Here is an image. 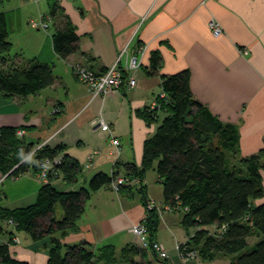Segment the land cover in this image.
Wrapping results in <instances>:
<instances>
[{"label":"crops","instance_id":"1","mask_svg":"<svg viewBox=\"0 0 264 264\" xmlns=\"http://www.w3.org/2000/svg\"><path fill=\"white\" fill-rule=\"evenodd\" d=\"M52 1L57 11L50 30H38L31 39L35 42L27 54L31 58L23 56L25 49L14 40L12 30L26 33V21L51 13V0H7L0 4L15 50L12 57L48 62L55 75L54 84L37 94L6 99L0 93V127L26 128L24 138L34 148L44 143L51 147L62 144L64 153L81 163L83 173L77 184L68 185L60 177L53 182L58 189L88 187L95 174L111 175L117 163H135L141 168L144 143L155 134L160 122L148 124L138 111L155 107L157 96L163 93V75L186 69L191 73L195 98L223 122L237 126L238 156L249 157L264 150V0ZM67 19L80 37V51L62 58L54 49L52 36ZM211 19L223 27L221 36L213 35ZM154 52L162 56L157 76L148 74ZM135 54L141 61V67L133 72L136 87L130 89L125 82L120 91L106 97H93L73 72L75 66L85 65L103 73L121 56L120 67L128 77L127 65ZM164 116L160 113V121ZM97 118L104 119L111 132L95 129L92 121ZM112 136L120 141L119 148L110 142ZM152 173L150 176L149 170L145 175L144 195L157 205L160 224L154 239L166 246L170 258L163 262L147 249L129 264H229L231 257L225 256L212 262L200 257L183 261L177 247L191 235L182 225L181 214L167 209L163 182L154 169ZM25 175L31 177L35 187L32 197L38 195L42 181L32 170ZM262 181L264 185V170ZM144 195L138 192L132 198L110 186L103 187L88 200L79 230L54 237L68 245L86 242L95 251L111 245L120 257L126 246L137 244L133 226L147 218ZM7 200L8 194L2 193L0 204L7 207ZM255 202H264V197ZM6 226L14 230L13 224ZM14 238L20 240L10 246L14 259L48 264L50 237L35 241L25 232L3 236L4 241L13 242Z\"/></svg>","mask_w":264,"mask_h":264},{"label":"trees","instance_id":"2","mask_svg":"<svg viewBox=\"0 0 264 264\" xmlns=\"http://www.w3.org/2000/svg\"><path fill=\"white\" fill-rule=\"evenodd\" d=\"M5 1L0 0V4ZM50 5L51 15L55 16L56 3L51 0ZM9 36L7 16L0 13V93L9 99L37 94L52 86L55 75L48 62L21 58L20 62L9 63L13 56ZM52 41L62 58L80 51V37L68 19L53 33ZM161 65V54L154 52L148 74L160 75ZM190 82L187 69L163 75V93L157 96L155 107L138 111L148 124L160 122L155 134L144 143L141 168L135 163H117L111 175L95 174L88 187L62 191L50 181L42 184L31 205L7 208L0 204V237H12L18 232L27 233L35 241L50 237L48 264H129L144 250L131 244L118 257L111 245L95 251L86 242L68 245L54 236L77 232L92 193L111 187L119 174L145 180L147 171L154 169L163 182L165 205L181 214L182 225L191 235L182 247L196 251L207 262L225 256L231 257L229 264H264V202H255L264 197V150L239 157L237 126L223 122L195 98ZM160 113L165 114L161 121ZM19 130L14 126L0 127V174L17 178L29 172L31 166L38 173L51 160L50 175L54 180L62 177L68 185L77 184L83 166L64 153V145H44L36 150L18 135ZM32 151L33 160L27 159ZM57 156L62 158L54 163ZM118 192L132 198L138 192L144 195L145 183L139 187L120 186ZM143 197L146 207L148 197ZM10 220L12 231L6 226ZM146 222L152 242L160 224L156 209L147 212ZM250 237L259 239L247 250ZM243 250L247 251L241 253ZM0 264L26 263L14 259L10 245L0 240Z\"/></svg>","mask_w":264,"mask_h":264},{"label":"built area","instance_id":"3","mask_svg":"<svg viewBox=\"0 0 264 264\" xmlns=\"http://www.w3.org/2000/svg\"><path fill=\"white\" fill-rule=\"evenodd\" d=\"M37 24L34 23L33 26ZM210 28L215 37H219L224 33L223 27L220 22L215 19L210 20ZM48 26V22L43 23V28ZM126 52V49H125ZM110 66L105 72L97 73L91 68L84 65H77L74 67V75L79 81L88 85L90 89V93L93 97L102 96L106 97L107 95L118 92L124 86L125 82L130 89L135 88L137 85V80L133 75V72L141 67V61L138 55H133L128 62L127 70L130 75L128 77L125 75V71L120 67V59ZM132 73V74H131ZM92 125L95 129H101L103 132H111L110 125L102 118H97L92 121ZM110 142L120 147V141L114 136L111 137ZM46 145L45 143L39 145L38 148ZM62 156H57L54 159V163L60 162ZM144 184V180L138 176H130L127 174H119L111 183V189L114 191H118L120 186H135L139 187ZM156 203L153 199L147 198L146 210L152 211L156 209ZM167 209L171 210L170 207ZM133 231L137 237V244L135 245L139 250H152L159 259L168 260L170 258L169 251L166 246L157 240L150 241L149 240V229L146 223V219L143 222L135 224L133 226ZM15 240V239H14ZM180 257L183 261H190L198 257V253L193 250H189L181 245L177 247Z\"/></svg>","mask_w":264,"mask_h":264},{"label":"rangeland","instance_id":"4","mask_svg":"<svg viewBox=\"0 0 264 264\" xmlns=\"http://www.w3.org/2000/svg\"><path fill=\"white\" fill-rule=\"evenodd\" d=\"M52 19H53V17L50 13V14L45 15V17H42L39 19H30V20L26 21L25 26H26V28H28L26 33L23 31H20L19 29L12 30L13 34H14V40H16L17 43H20V45H22V48L25 49L24 50L25 53L23 54L24 57H26V58L30 57L31 58V54H30V56H28V55H29V53H31L32 45L35 44V42H33V40H31V39H34V37H35L34 35L39 31H41V32L49 31L50 30V22H52ZM46 22H48V26L46 28H43L42 27L43 23H46ZM34 23L37 25L33 26ZM51 28L53 30V27H51ZM26 35L30 36V37L28 39H25ZM13 51H15V50H13ZM45 52H46V49H45ZM12 58H14V59H11L9 61V63H11V64H13L16 61L20 62L22 57L16 55L15 57H12ZM73 72H74V69H73ZM19 128H20V130L17 133L20 137L24 138L26 128H23V127H19ZM25 141H26V139H25ZM27 143H29V142H27ZM37 148H38V146H37ZM34 154H35V152L32 151L27 156V159L31 158V160H33ZM52 163L53 162L51 160L46 161L43 168L38 173H35V176L38 177L42 181V183H48L50 181L54 182L55 180L59 179V178H57L54 180V176L50 175V173L53 172V171H50V166L52 165ZM31 170H32V166H31ZM27 173H29V172H27ZM152 174H153L152 170H150V176H153ZM144 183H145V180H144ZM33 191H35V187L33 188V185L31 184V177H28L27 175L24 174V175H21V176L15 178V177H8L7 175L0 174V195H2V193L8 194V200L4 201V205H6L7 207H21V206L24 207V206L31 205V203L35 201L36 196H37V194H36L32 197L31 193ZM58 208H60L59 205H58ZM156 210H157V207H156ZM8 223L13 224L12 220H10ZM14 239H13V242L6 240L5 243L9 244L10 246L13 244L19 243L20 240L18 238H14ZM0 240L2 241L3 238L0 237ZM257 241H258L257 237H250L248 240L247 250L251 249L257 243ZM148 250H150V249H148ZM247 250H243L241 253H243ZM150 251H152V250H150ZM198 257H199V255H198Z\"/></svg>","mask_w":264,"mask_h":264}]
</instances>
